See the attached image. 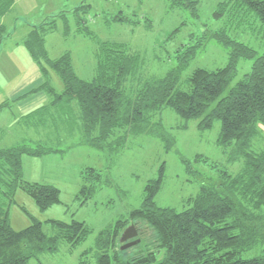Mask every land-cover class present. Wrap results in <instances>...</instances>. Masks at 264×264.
<instances>
[{"label": "trees", "instance_id": "trees-1", "mask_svg": "<svg viewBox=\"0 0 264 264\" xmlns=\"http://www.w3.org/2000/svg\"><path fill=\"white\" fill-rule=\"evenodd\" d=\"M167 2L170 9H186L196 15V0ZM13 4V0H0V48L9 36L1 20ZM89 8L85 0H81L71 12H61L31 26L22 42L40 65L43 75L42 84L32 92L43 90L48 103L18 122L24 130H43L45 137L36 140L26 137L28 140L0 148V264L40 262L42 255L56 254L61 243L73 251L92 232L84 222L75 219L49 220L55 229L51 236L44 233L43 224L34 217H30L31 224L26 228H12L9 210L15 204L17 191L27 194L40 211L61 202L60 191L55 186L24 179L25 157L40 158L57 153L49 144L53 140L60 141L62 131L68 136L78 133L83 144L110 156L126 145L129 136L136 135L154 136L169 151L175 140L161 123L160 114L164 109L172 110L185 122L198 121L199 131L211 129L214 121H218L217 145L227 153L229 162L242 161V168L235 175L221 171L217 184L201 185L198 193L187 200V208L177 211L155 203L165 174V164H162L156 177L145 184L140 206L131 210L126 218L101 230L94 248L80 256L94 252L95 264H264V149H252L256 138H264V51L258 54L231 35L243 30L264 37V0L219 2L213 18L220 22V27L215 31L207 30L197 38L191 35L189 42L176 51L173 68L162 77L138 80L136 87L131 86V81L137 78L142 57L130 51L125 43L97 40L95 72L89 81L76 75L69 51L54 60L48 58L44 35L54 31L57 18L64 20V35L73 32L95 39L85 17ZM68 13L73 21L72 30L65 16ZM107 21L142 22L148 29L151 26L147 18L137 20L122 12ZM210 40L228 50L227 63L213 70L194 69L185 79L186 89H182V72ZM241 59L252 61L250 71L231 85ZM43 64L62 82L61 92L51 85ZM39 136H43L42 133ZM182 162L186 173L192 174L191 163ZM82 181L76 196L81 206L104 184H109L101 171L94 168L82 172ZM21 210L26 212L23 207ZM139 221L152 231V242L143 250L129 254V248L121 250L120 237L130 225L139 231ZM136 238L140 244L141 239ZM255 249L260 250L258 255L242 257ZM80 264H83L81 259Z\"/></svg>", "mask_w": 264, "mask_h": 264}, {"label": "rangeland", "instance_id": "rangeland-1", "mask_svg": "<svg viewBox=\"0 0 264 264\" xmlns=\"http://www.w3.org/2000/svg\"><path fill=\"white\" fill-rule=\"evenodd\" d=\"M13 1L14 5L6 16L9 23L6 34L9 36L0 48V148L30 137L35 140L37 137H45L43 130H24L16 122L20 115L48 103L43 90L32 92L42 84L43 75L40 65L32 59L22 42L31 26L61 12H71L81 3V0ZM196 1L197 12L192 15L190 10L170 9L167 0H85L90 6L85 15L87 25L95 34V39L73 32L64 35V20L57 18L54 31L44 35V48L51 60L69 51L76 75L89 81L95 72L97 40L125 43L130 51L137 52L142 57L137 78L131 81V86L136 87L138 80L162 77L173 68L176 51L189 42L191 35L197 38L207 30L215 31L220 27V22L213 18V12L222 0ZM119 12L137 20L147 18L151 21V26L148 29L142 22L130 24L107 21ZM65 16L70 21L69 29L72 30L70 13ZM175 29L176 33L171 35ZM231 35L258 54L264 51V37L260 34L239 30ZM227 60L228 50L214 40L208 41L182 72L180 87L186 89L185 79L194 69L213 70L224 66ZM251 64L252 61L249 60L239 61L237 76L231 85L250 71ZM43 65L48 71L51 85L61 92L62 82L49 67ZM158 118L156 116L154 120L157 121ZM160 120L164 129L175 140L169 151L154 136L136 135L129 136L126 145L117 154L110 156L83 144L78 133L68 136L62 131L60 141L53 140L49 144L52 150L57 149V153L40 158H24V179L55 186L60 191L61 202L40 211L27 194L17 191L15 204L9 210L12 228L22 230L31 224L30 217H34L43 224V231L48 236L55 234L49 220L69 222L75 219L84 222L92 231L87 240L73 251L61 243L56 254H44L40 257V262L31 260L28 264H80V259L83 264H95L94 252L86 256H80L81 253L94 248L95 238L101 230L118 219L126 218L131 210L140 206L145 184L156 177L162 164H165V174L155 203L158 207H171L177 211L187 208V200L198 193L201 185L217 184L221 171L235 175L242 168V161L229 162L227 153L217 145L220 130L218 121H214L211 129L199 131L198 121L185 122L170 109L161 112ZM183 125L185 128L182 129ZM40 133L43 136H39ZM7 136L13 137V141L18 140L8 143L10 137ZM252 149H264V138H256ZM182 161L191 163L192 174L186 173ZM87 168L101 171L103 179L109 180V184H104L81 206L76 196L83 184L82 172ZM138 223L137 237L141 239V243L129 248V254L143 250L147 243L152 242V231L142 222ZM259 253L260 250L255 249L242 257L251 258Z\"/></svg>", "mask_w": 264, "mask_h": 264}, {"label": "water", "instance_id": "water-1", "mask_svg": "<svg viewBox=\"0 0 264 264\" xmlns=\"http://www.w3.org/2000/svg\"><path fill=\"white\" fill-rule=\"evenodd\" d=\"M138 233L133 225L128 226L122 233L120 237V243L123 245L121 246V250L128 249L130 247L135 246L139 243V239H137Z\"/></svg>", "mask_w": 264, "mask_h": 264}, {"label": "crops", "instance_id": "crops-1", "mask_svg": "<svg viewBox=\"0 0 264 264\" xmlns=\"http://www.w3.org/2000/svg\"><path fill=\"white\" fill-rule=\"evenodd\" d=\"M13 5H14V4H13ZM11 9H12V8H11ZM10 11H11V10H10ZM8 14H9V13H8ZM8 14H7V15H8ZM7 15H5V16L2 18V20H1V24H3V26L6 27V31H7V28L9 29V25H8L9 23L7 22V17H6ZM28 31H29V29H28ZM28 31H27V32H28ZM27 114H28V113H27ZM27 114H25V115H27ZM25 115H22V116L20 115L18 118L16 117V118H17V119L15 118V119H16V122H18V120H20V118L23 117V116H25ZM18 125H19V122H18ZM7 137H8V138L10 137L8 143H10V142H14V141L18 140V139H15V140L13 141V137H11V136H7ZM8 143H7V144H8ZM23 162H24V160H23Z\"/></svg>", "mask_w": 264, "mask_h": 264}]
</instances>
